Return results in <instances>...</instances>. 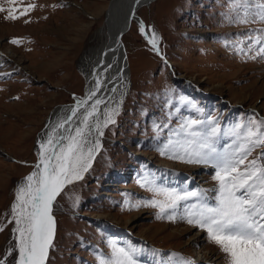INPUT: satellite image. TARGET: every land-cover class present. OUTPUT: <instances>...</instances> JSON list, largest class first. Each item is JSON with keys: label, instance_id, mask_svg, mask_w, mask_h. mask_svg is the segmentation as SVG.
<instances>
[{"label": "rangeland", "instance_id": "1", "mask_svg": "<svg viewBox=\"0 0 264 264\" xmlns=\"http://www.w3.org/2000/svg\"><path fill=\"white\" fill-rule=\"evenodd\" d=\"M110 1L0 0V7L19 16L7 19L8 12H0V259L5 264H16L19 252L11 210L17 183L37 162V138L53 110L82 101L77 62L96 42ZM260 2L249 0L246 24L238 22L245 9L236 0H157L137 12L156 48L134 23L123 36L131 73L128 97L101 136L92 168L53 204L56 234L46 264H100L111 258L113 243L135 248L139 264H230L205 228L187 222L193 205H215L220 182L213 179L212 164L185 162L187 151L197 147L188 142L199 138L182 126L195 120L192 130L215 127L210 142L231 153L246 143L245 129L264 120V55H257L264 41L254 43L264 34V21L251 15ZM253 159L257 167L264 165V147H253L240 170ZM156 189L198 195L161 212L147 203L166 200Z\"/></svg>", "mask_w": 264, "mask_h": 264}, {"label": "snow or ice", "instance_id": "2", "mask_svg": "<svg viewBox=\"0 0 264 264\" xmlns=\"http://www.w3.org/2000/svg\"><path fill=\"white\" fill-rule=\"evenodd\" d=\"M8 3H14V0H8ZM236 3L238 7L242 6L245 9L244 17L239 18L238 22L248 23L249 0H236ZM255 7L258 11L251 14L253 19L264 21V2L256 3ZM5 11L8 12L7 19L19 18L13 14L15 9L0 7V12ZM141 31L143 32V28ZM262 41L264 34L257 36L254 43L261 44ZM12 43L18 41L13 40ZM149 43L156 48L155 36ZM247 47L251 49L252 44ZM257 55H264V44L258 49ZM99 83L97 81V86ZM85 102L80 101V105ZM101 102L97 99L92 110L86 111L81 120L83 127H76L75 135L71 134V129H65L64 133L57 134V129L64 128V124L71 120V117H68L67 120L59 121L40 145V160L35 165L39 171H33L25 178L27 183L17 189L16 203L12 206L13 219L17 225L13 231L19 233V255L16 264H45L49 248L54 247L52 240L55 221L51 215L52 203L66 184L82 179V173L91 167L93 153L100 147V142L97 139L92 146L85 149V144L88 143L85 130L89 129L88 119L94 115L96 106ZM72 115H76L75 108ZM105 115V125L115 123L111 115L107 112ZM197 124L198 121L192 120L182 126L189 136L199 138L188 142L196 144L197 147L194 151L186 150L188 158L185 162L212 164L217 169L213 179L220 182V188L215 205L205 203L198 208L193 205L192 208L196 210H189L187 222L205 228L211 240L226 254L230 264H264V165L257 167V162L253 159L244 171L239 168L253 147H264V120H261L255 129L247 127L244 132L246 143L237 146L231 153L217 151L214 147L215 141L210 142L209 138L216 135L215 127H211L210 130H207V126L206 130H192ZM94 127L99 129V121ZM100 135H103V132H100ZM175 158L184 159L182 156ZM156 191L163 193L166 200H153L147 203L159 207L161 212H164L166 207L175 209L181 200L198 195L197 192L187 191L180 194L176 189ZM0 231L3 229L0 228ZM111 246L113 249L111 258H101L100 264H139L135 248L126 250L123 247H116L115 243ZM11 251L9 249V254ZM0 264H5V261L0 259Z\"/></svg>", "mask_w": 264, "mask_h": 264}, {"label": "bare ground", "instance_id": "3", "mask_svg": "<svg viewBox=\"0 0 264 264\" xmlns=\"http://www.w3.org/2000/svg\"><path fill=\"white\" fill-rule=\"evenodd\" d=\"M147 1L148 0H111L109 2L107 12L105 14V21H103L104 25L95 33L96 42L93 45L88 46L83 51L82 55L80 56L77 62V70L82 75L84 81L82 101L86 102L82 105H80V103L66 104L57 107L53 110L50 115V118L46 122V126L43 128L42 132L37 138L35 147V153L37 157L36 164L39 163L40 160V145L44 143L47 138V134L52 130V128L59 121L67 120L68 117H71V120L64 124V128L57 129V134L64 133L65 129H71V134L75 135L76 127H83V125L81 124L83 115L86 113V111H91L92 106L95 104V101L99 99L102 102L96 106V111L94 115L89 117V129L85 130V136L88 141V143L85 144V149L92 146L97 139L100 142V147L96 149L93 153V159L91 162L92 168L103 146V142L101 141L102 135H100V132H103V134L107 133L105 132L106 129L114 124H104V121L106 119V112L108 113V115H111V118L116 122L117 116L122 112V108L125 105L126 98L128 97V78L131 73L128 58L126 55V49L122 42L123 36L131 31L133 23L136 24V20L141 22L137 16V12L144 7L150 6L153 2L157 0H153L150 4L138 8L135 12V17L130 19L131 11L135 5H143ZM136 26L138 25L136 24ZM145 31L146 32L144 34H148V37H150L148 31ZM123 56L125 58L124 60ZM97 81L100 82L99 86H97ZM74 104H76V106H74ZM74 108L76 109L75 116L72 115V110ZM97 121H99L100 124L99 129H96L94 127ZM63 143H67V141H63ZM36 164H34L29 174H31L33 171H39L35 168ZM41 167H43V165H41ZM91 168H89L88 170H90ZM25 178L17 183L16 191L21 185L27 183ZM80 180L81 179L74 180L71 184H66L60 194L63 193L66 188L73 186ZM58 196L53 201L52 208L53 204L58 199ZM14 203H16V192L13 204ZM16 234L18 237L19 233ZM55 234L56 221L52 243L54 242ZM49 254L50 248L48 250V255L45 264L48 261Z\"/></svg>", "mask_w": 264, "mask_h": 264}, {"label": "water", "instance_id": "4", "mask_svg": "<svg viewBox=\"0 0 264 264\" xmlns=\"http://www.w3.org/2000/svg\"><path fill=\"white\" fill-rule=\"evenodd\" d=\"M152 1H153V0H148V1H147L146 3H144L143 5H142V4L135 5V6L132 8L130 19L133 18V17H135V12H136V10H137L138 8L150 4ZM135 23L138 25L137 27H138V29H139L140 32H142L141 29L143 28V32H142V33L144 34V33H145V30H144V27H143L142 22H139V21L136 20ZM122 32H124V31H122ZM122 32H121V33H122ZM144 36H145V38H146V40H147L148 42L151 40V38L148 37V35H145V34H144ZM150 44H151V43H150ZM151 45H152V44H151ZM124 59H125V58H124V56H123V60H124ZM74 106H76V104H74ZM83 175H84V173L82 174V176H83ZM45 261H46V260H45Z\"/></svg>", "mask_w": 264, "mask_h": 264}, {"label": "trees", "instance_id": "5", "mask_svg": "<svg viewBox=\"0 0 264 264\" xmlns=\"http://www.w3.org/2000/svg\"><path fill=\"white\" fill-rule=\"evenodd\" d=\"M87 174V173H86ZM86 176V175H85Z\"/></svg>", "mask_w": 264, "mask_h": 264}]
</instances>
